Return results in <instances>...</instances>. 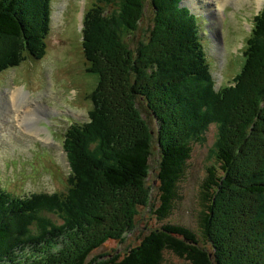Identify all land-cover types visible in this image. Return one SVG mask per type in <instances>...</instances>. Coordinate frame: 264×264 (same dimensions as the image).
Instances as JSON below:
<instances>
[{
	"label": "trees",
	"instance_id": "obj_1",
	"mask_svg": "<svg viewBox=\"0 0 264 264\" xmlns=\"http://www.w3.org/2000/svg\"><path fill=\"white\" fill-rule=\"evenodd\" d=\"M182 1L97 0L86 14V72L99 76L89 121L65 132L63 190L0 189V264H264V9L242 70L217 90L201 34L207 19ZM51 2L0 0V74L46 56ZM212 124L218 165L200 185L193 230L170 216L192 142H204ZM251 142L263 149L256 162ZM139 219L151 230L140 243ZM108 242L121 253L93 255Z\"/></svg>",
	"mask_w": 264,
	"mask_h": 264
},
{
	"label": "rangeland",
	"instance_id": "obj_2",
	"mask_svg": "<svg viewBox=\"0 0 264 264\" xmlns=\"http://www.w3.org/2000/svg\"><path fill=\"white\" fill-rule=\"evenodd\" d=\"M192 1L185 0L184 5L210 20L204 23L201 34L207 60L219 90L222 85L233 83L245 62L243 53L248 47V30L257 14L264 9V0L226 1L222 20L216 10L220 3L218 0H194L195 7L191 5ZM96 2L97 0H52L46 56L41 60L29 58L20 67L0 74V131L4 130L0 135V189L10 195L53 193L66 186L70 170L67 155L60 151L61 157L56 156L50 142L43 138L49 137L59 147H63L65 132L73 124V116H80L83 122L89 121V112L93 107L90 95L98 85L99 76L86 72L80 22L82 13H86ZM4 43L1 41L0 44ZM237 50H241V53ZM13 95L19 100L16 107ZM22 107L26 111L29 107L35 110L25 112ZM30 111L39 115L33 121V128L35 126L39 131L38 135L24 134L21 130L22 119L19 122V118H16V113L21 115L24 112L31 113ZM218 135V126H211L205 134L204 142H192L191 158L185 165V174L178 184V198L171 211L172 222L195 229L196 220L203 209L199 201L200 185L206 177L208 167L218 165L213 153ZM248 147L247 153L252 155L254 161L260 160L263 149L255 146L254 142L249 143ZM156 194L154 192V196ZM156 202L153 210L155 218L152 219L155 221L158 220L156 215L163 204L161 199H156ZM251 208L252 205H248L244 210L251 211ZM148 213L149 219L152 215L151 211ZM214 227L221 232L217 225ZM137 229L142 230L138 237L140 243L146 232L149 234L151 230L147 226L144 228V221L141 219ZM133 235L129 234L128 240ZM220 237L218 240L223 243L221 239L224 238L222 235ZM233 244L235 243L227 241L225 247L232 252ZM116 249L117 253H121V248ZM116 249L114 244L108 242L106 248H100L93 255L102 251L115 255ZM167 257L174 263L182 261L177 257L172 259L170 254ZM244 264L247 263L244 261Z\"/></svg>",
	"mask_w": 264,
	"mask_h": 264
},
{
	"label": "bare ground",
	"instance_id": "obj_3",
	"mask_svg": "<svg viewBox=\"0 0 264 264\" xmlns=\"http://www.w3.org/2000/svg\"><path fill=\"white\" fill-rule=\"evenodd\" d=\"M212 1H214V0H212ZM219 2H221V3H223V4H225V2L226 1H232V0H218ZM233 1H235V0H233ZM211 3H213V2H211ZM200 4V3H199ZM223 4L221 5V6H223ZM191 5L192 6H194V0L191 2ZM218 6H219V4H217ZM195 7V6H194ZM23 94V93H22ZM13 98V101H14V107H16V103L18 104L19 103V100H18V98L15 96V95H13L12 96ZM25 97H27V96H25ZM24 97V98H25ZM21 99V98H20ZM23 108V107H22ZM25 112H27L26 110H24ZM31 113H26V114H24L23 115V119H22V123H21V126H22V128L25 130V131H27V132H29V133H35L36 131H35V128H33V121L35 120V119H37V117H36V113L35 114H33L34 112L33 111H30ZM33 112V113H32ZM16 118L19 120V122H20V118H21V115H20V113H16ZM5 121V120H4Z\"/></svg>",
	"mask_w": 264,
	"mask_h": 264
},
{
	"label": "flooded vegetation",
	"instance_id": "obj_4",
	"mask_svg": "<svg viewBox=\"0 0 264 264\" xmlns=\"http://www.w3.org/2000/svg\"><path fill=\"white\" fill-rule=\"evenodd\" d=\"M74 117V121L73 122H77V120H79V119H81V117L80 116H73ZM82 120V119H81ZM82 122V121H81ZM51 146L53 147V149H54V153H55V155H58V154H56V153H58V152H60V151H62V147H59L57 144H51ZM59 148V149H58ZM61 155H62V153H61Z\"/></svg>",
	"mask_w": 264,
	"mask_h": 264
},
{
	"label": "water",
	"instance_id": "obj_5",
	"mask_svg": "<svg viewBox=\"0 0 264 264\" xmlns=\"http://www.w3.org/2000/svg\"><path fill=\"white\" fill-rule=\"evenodd\" d=\"M181 5H182V6H184V3H183V1L181 2ZM191 12H192V11H191ZM192 13H194V12H192ZM195 14H196V13H195Z\"/></svg>",
	"mask_w": 264,
	"mask_h": 264
},
{
	"label": "clouds",
	"instance_id": "obj_6",
	"mask_svg": "<svg viewBox=\"0 0 264 264\" xmlns=\"http://www.w3.org/2000/svg\"><path fill=\"white\" fill-rule=\"evenodd\" d=\"M15 69V68H14ZM218 139V138H217ZM217 141V140H216ZM216 141H215V143H216ZM215 148V147H214Z\"/></svg>",
	"mask_w": 264,
	"mask_h": 264
}]
</instances>
